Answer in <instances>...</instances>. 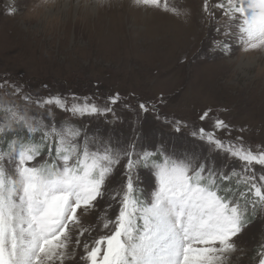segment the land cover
<instances>
[{
  "label": "snow or ice",
  "instance_id": "obj_1",
  "mask_svg": "<svg viewBox=\"0 0 264 264\" xmlns=\"http://www.w3.org/2000/svg\"><path fill=\"white\" fill-rule=\"evenodd\" d=\"M132 3L175 18L189 15L169 0ZM17 11L13 5L7 14ZM201 16L215 33V49L264 51V0H202ZM0 94L23 103L0 98V264H229L236 241L264 217V147L232 137L222 118L205 126L211 109L198 116L200 124L163 116L172 132L188 130L200 145L177 149L163 138L142 143L135 125L121 139L82 123L121 122L119 93L102 103L34 98L5 76ZM136 107L137 117L161 120L155 102ZM142 170L154 182L147 197ZM252 264H264V241L253 249Z\"/></svg>",
  "mask_w": 264,
  "mask_h": 264
},
{
  "label": "rangeland",
  "instance_id": "obj_2",
  "mask_svg": "<svg viewBox=\"0 0 264 264\" xmlns=\"http://www.w3.org/2000/svg\"><path fill=\"white\" fill-rule=\"evenodd\" d=\"M169 2L189 15L175 18L137 8L132 0H0V77L21 83L34 98L90 97L102 103L119 93L121 103L115 109L121 122L85 118L82 123L93 132H115L126 139L135 125L144 134L142 143L163 138L177 149L199 148L188 130L174 133L162 119L166 115L200 124L198 116L211 109L205 126L222 118L233 127L232 137L264 147V51L245 52L238 45L231 53L215 49V33L201 16L202 0ZM13 5L18 11L8 15ZM0 98L23 106L3 94ZM141 101L155 102L161 120L151 113L137 117ZM57 118L67 114L57 113ZM217 135L229 138L223 132ZM140 178L147 197L153 178L143 170ZM260 241L264 217L236 241L239 250L229 264H252Z\"/></svg>",
  "mask_w": 264,
  "mask_h": 264
}]
</instances>
